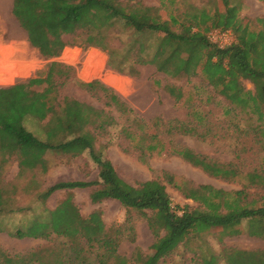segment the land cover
Listing matches in <instances>:
<instances>
[{
	"label": "trees",
	"instance_id": "trees-1",
	"mask_svg": "<svg viewBox=\"0 0 264 264\" xmlns=\"http://www.w3.org/2000/svg\"><path fill=\"white\" fill-rule=\"evenodd\" d=\"M159 3V7H150L140 0H13L11 13L26 33L29 45L46 59L59 57L67 47L94 48L105 53L107 66L120 75L137 76L139 68L145 66L172 78L200 74L231 106L256 116L260 124L258 134L264 137V17L245 22L240 17L238 2L232 0H217L212 13L186 11L182 17L176 15V0H159ZM218 29L232 31L235 42L222 49L210 43L207 34ZM72 73L73 68L53 61L43 76L0 88V150L17 156L20 173L45 171L47 153L77 157L87 152L97 168L96 181L57 183L41 197L46 200L57 191L96 187L89 194L92 204L113 200L127 213L138 212L146 218L154 242L145 256L137 251L136 263H132L117 253L125 230L131 232L129 239L134 241L131 219L117 228H109L100 210L82 216L73 202L67 200L50 212V229L56 237L68 239L70 245L61 242L20 257H9L0 248L1 264H81L94 249L103 252L96 255L98 264H159L181 243L185 245L213 230L221 236L248 235L264 241V196L258 202L248 201L243 190L227 192L192 186L175 177L172 185L184 198L202 207L183 209L178 214L179 209L171 207L166 187L159 179L134 187L120 178L103 151L95 148L97 138L118 123L109 111L60 97L59 90ZM243 81H249L253 91L246 90ZM80 86L104 99L107 107L121 114L133 113L110 88L98 81ZM164 89L176 103L183 98L179 88L165 86ZM190 114L197 124L204 121L197 111ZM26 119L40 123L47 120L43 126L44 139L26 130ZM158 121L149 128V137L148 126L137 119L122 127L121 133L131 145H140L141 156L171 153L210 177L233 180L240 176L231 164L218 163L186 147L167 146ZM167 126L170 133L208 136V129L199 133L197 125L177 120ZM244 178L251 188L264 190L263 164L247 172ZM1 203L0 197V206ZM28 230H17L14 235L25 238L30 236ZM80 241L87 248L75 245ZM204 261L264 264V249L223 248L217 257Z\"/></svg>",
	"mask_w": 264,
	"mask_h": 264
},
{
	"label": "rangeland",
	"instance_id": "rangeland-1",
	"mask_svg": "<svg viewBox=\"0 0 264 264\" xmlns=\"http://www.w3.org/2000/svg\"><path fill=\"white\" fill-rule=\"evenodd\" d=\"M12 1L0 0V88L43 76L48 65L55 61L73 68L71 79L60 88V97L85 102L97 109H103L114 116L118 125L103 132L95 142L96 150L103 151L105 158L111 161L117 174L125 182L136 187L137 184L159 179L166 187L171 207L194 210L202 208L197 202L186 199L172 185L173 178H180L192 186H206L210 189H221L227 192L243 190L248 201H256L264 196V190L251 188L244 175L247 172L264 166V137L258 131L259 122L256 116L247 110L231 106L218 92L210 86L205 78L198 74L195 77L172 78L155 70L154 67L139 68L137 76L120 75L107 66V56L99 49L82 50L77 47L65 48L57 58H43L32 48L26 33L20 28L12 16ZM144 5L159 7V0H140ZM176 15L182 17L186 11L204 10L212 13L217 0H176ZM238 2L240 17L244 21H253L264 17V2L259 0H232ZM167 3V1H165ZM115 31L116 28H115ZM124 36H120L123 39ZM67 37H65V40ZM98 81L110 88L133 111L132 114H121L114 108L106 106L104 99L81 88L80 83ZM165 86L181 89L183 98L179 103L168 95ZM248 91H253L249 81H243ZM204 116L202 124H197L191 117L192 111ZM137 119L144 124L147 137L150 127L159 120V131L166 135V145L173 149L186 147L197 154L208 157L221 164H231L240 172L233 180H222L210 177L201 169L193 167L174 154L141 156L140 145L133 146L121 133ZM197 125L199 133L208 129V136L201 138L195 135L170 133L167 124L175 122ZM44 122L26 119V130L43 138ZM156 124V125H158ZM203 130V131H202ZM0 150V248L9 257L24 256L32 251L50 247L61 242H70L57 236L50 229V212L71 200L82 216L100 210L102 219L109 228H117L126 219L132 220L134 241H130V233L125 230L117 253L136 263L135 253L139 251L145 256L154 242L142 215L136 211L127 213L118 202L106 200L92 204L89 194L92 189H75L57 191L44 200L41 195L49 188L61 182H94L97 180V168L88 153L77 157L54 155L47 153V169L42 171L19 172L17 156ZM30 236L22 239L15 237L17 230H27ZM48 234L47 237L45 235ZM128 237V238H127ZM129 239V240H128ZM86 247L82 241L75 243ZM242 250H263L264 241L248 235L233 237L221 236L218 231H210L205 235L182 243L159 264H207L204 260L217 257L223 248ZM70 250H68L69 253ZM87 254L81 264H98L97 253ZM73 254V251L70 254ZM71 254V255H72ZM50 258V257H49ZM204 261V262H203ZM1 264V263H0ZM219 264H223L219 261Z\"/></svg>",
	"mask_w": 264,
	"mask_h": 264
},
{
	"label": "built area",
	"instance_id": "built-area-1",
	"mask_svg": "<svg viewBox=\"0 0 264 264\" xmlns=\"http://www.w3.org/2000/svg\"><path fill=\"white\" fill-rule=\"evenodd\" d=\"M207 39L220 49L235 42V36L230 30H213L207 34Z\"/></svg>",
	"mask_w": 264,
	"mask_h": 264
},
{
	"label": "crops",
	"instance_id": "crops-1",
	"mask_svg": "<svg viewBox=\"0 0 264 264\" xmlns=\"http://www.w3.org/2000/svg\"><path fill=\"white\" fill-rule=\"evenodd\" d=\"M14 85V84H13ZM12 86V85H11ZM7 87H10V86H7ZM1 88H6V87H1Z\"/></svg>",
	"mask_w": 264,
	"mask_h": 264
}]
</instances>
